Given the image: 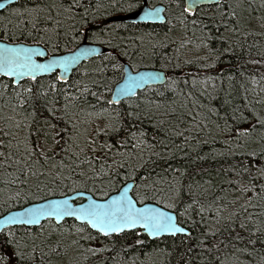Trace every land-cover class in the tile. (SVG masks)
I'll return each instance as SVG.
<instances>
[{
    "label": "snow or ice",
    "instance_id": "6c2138e0",
    "mask_svg": "<svg viewBox=\"0 0 264 264\" xmlns=\"http://www.w3.org/2000/svg\"><path fill=\"white\" fill-rule=\"evenodd\" d=\"M254 5L255 0H183V5L177 0L181 12L176 20L185 35L176 49L175 67L215 69L221 57L244 49L249 37L264 36V14L254 16ZM5 7L0 2V9ZM109 8L139 11L145 24L172 23L162 17L165 9L147 0H108L107 5L34 0L31 7L14 10L15 22L7 20L0 30L7 41L0 43V264H64L69 250L83 259L74 257L68 264H88L91 257L106 264L102 253L115 251L117 244L120 252H137L148 241L167 239L174 242L172 250L157 245L150 253L140 252L146 260L134 255L124 264H155L153 257L159 255L168 264L173 256L176 264H192L205 253L211 256L209 264H243L240 255L252 254L247 245H264V87L256 90L264 73L259 80L249 77L253 88L240 84L244 94L239 102L231 71L226 76L194 75L192 88L205 85L198 95L185 92L188 79L158 71L123 72V82L113 89L105 75L109 65L119 71L123 65L117 56L131 59L116 31L120 26L89 32L91 24L100 22L101 10ZM259 8L264 9V0ZM205 9L212 10L207 24L200 19ZM189 24L192 37L186 35ZM135 39L140 51L132 54L141 57L166 47L164 41H153L152 33ZM85 40L107 45L116 54L82 46ZM213 41L221 47H212ZM188 45L197 55L181 64L178 53ZM252 47L257 45H248ZM61 48L66 54H57ZM102 55L91 73L82 74L87 82L68 76L82 60ZM247 63L264 66V57ZM46 76L52 77L47 83ZM217 79L228 84L219 107L210 104L218 96L207 88L211 82L215 89ZM145 89L161 99H140L138 93ZM145 121L153 142L142 126ZM220 136L224 150L197 151ZM178 152L181 160L196 152L192 164L227 158L217 170L218 182L210 176L185 183L188 169L169 163ZM120 180L124 187L109 195ZM133 188L135 198L129 194ZM148 199L152 205L145 204ZM98 238L109 243L91 246Z\"/></svg>",
    "mask_w": 264,
    "mask_h": 264
},
{
    "label": "trees",
    "instance_id": "16d2710c",
    "mask_svg": "<svg viewBox=\"0 0 264 264\" xmlns=\"http://www.w3.org/2000/svg\"><path fill=\"white\" fill-rule=\"evenodd\" d=\"M34 0H20L15 4L9 5L6 9L0 12V21H3V23H0V30H2L3 25L7 23V20H12L15 22L16 18L11 15V13L14 10H22L24 7H31L33 5ZM85 2H89V0H85ZM90 2L95 5L97 2L103 3L105 5L108 4V0H90ZM181 5H183L182 0H180ZM260 0H255V12L254 16H260L264 14V9L259 8ZM103 13L101 16L98 17L99 23H93L91 24L89 28V32L96 31L99 28H113L117 25L120 27L116 29L117 33L120 37L124 38V46L129 51L131 55V59L125 56H117V60L121 65H124L125 63H129L133 69H140V68H156V69H162L168 73V75H179L182 79H188L189 85L185 87V92L192 91L194 95H198L199 90L203 89L205 85H202L200 83L197 84L196 88L191 87V80L194 75L199 73V76L202 78L206 73L208 75H218L222 74L226 76L229 71H231L235 76L236 80L233 82V95L237 97V102H239V98L244 94L243 90L240 88V84H245L248 88H253L254 86L251 84L249 77L252 75H255L257 79L259 80V77L262 73H264V66L260 64H251L247 63L249 60H260L262 57H264V36L256 35L248 38L247 44L245 45L244 49L236 48L235 51L231 54H226L223 57H221V63L217 65L215 69H197L195 66L192 65H183L182 68H176L175 65L178 63V61L175 60V55H177L176 49L179 46V42L182 36L185 35L183 27L177 22L176 17L181 12V8H177L176 6H173L171 9L169 8V15L168 20H171V24H137L134 25L132 23H125V22H108V19L110 17H113L114 15H119L121 13H128V11H120L119 9H107L105 11L104 9L101 10ZM212 10L211 9H205L201 12L200 19H202L206 24L209 23L208 17L211 15ZM6 18V19H5ZM255 24V21H253ZM175 25V27H173ZM127 26V27H125ZM211 27V25H209ZM9 28L12 27V25H8ZM169 28L172 30L169 31ZM256 31L259 32L261 29H259L258 25H256ZM146 33H152V39L153 41H164L166 47L164 48H157L156 49V55L151 56L149 54L144 55L143 57L139 55L132 54L133 52H139V47H134L139 45V41L136 40V37H139L141 35H144ZM11 34V33H9ZM188 37H192V25H188V32L186 34ZM196 35H199V32H196ZM107 37H101V39H106ZM147 37H145V44L147 45ZM194 39V38H193ZM0 40H4L3 36L0 35ZM5 41V40H4ZM198 42V41H196ZM255 44L257 47H252L250 50L248 49V45ZM108 49V52H106L103 55L108 54H116L115 51L110 48L107 45L99 44ZM70 48L75 49L77 46L75 44H70ZM150 47V46H149ZM212 47L218 48L221 47L220 43L218 41L212 42ZM65 53L63 48L60 49V51L57 54ZM202 54V53H200ZM103 55L100 57H96L92 59L90 62L83 64L79 69H77L73 75L71 76L72 80H79V79H85V82H87V78L83 77V73L87 70L91 73L92 69L95 67V65L99 64L100 61L103 59ZM180 60L179 63L183 64V61L186 59H194L195 50L193 48V45H188L187 48L180 49V52L178 53ZM168 58H173V62L171 65L166 63V60ZM188 72L190 75L185 76L184 73ZM244 72V76H240L239 73ZM122 73H123V67L119 71H113L111 68V65H109L107 71L105 72L106 77L109 81L112 82V87L114 89L115 85L122 80ZM53 75H56L53 74ZM51 76L44 77V82L47 83L49 79H51ZM216 87L213 89L211 87V82L207 85L208 92L212 93L213 95H217L218 98L215 100H211L210 104L213 106L219 107L222 103L223 97H224V90L227 89L228 84L227 81H225L224 85H221L220 80H216ZM181 87H184L183 84H181ZM259 87H264V81H259V85L256 88V90H259ZM95 90V89H93ZM161 91H163V88H160ZM108 94L106 93V96ZM166 95L171 99V94L166 93ZM262 96H264V93H261ZM138 96L140 99H143L145 96L151 97L154 100H160L161 98L154 95L153 92L150 90H143L140 93H138ZM252 98L251 96L249 97ZM182 99V98H181ZM136 102V98H133V103ZM223 109H221V114H223ZM144 128L148 130L149 136L148 139L150 142L152 141V128L147 123V121L144 122L142 125ZM223 140V137L220 136L217 138L216 142L209 141L208 144H204L202 147H197V151H199L202 155L208 154L215 151H222L224 150V145L221 143ZM177 143H181L180 139H177ZM159 150V149H157ZM188 149L185 148V152H187ZM183 153H177L176 158L169 160V163L173 167H181L188 169L189 175L185 177V183H187L189 180H197V181H203L206 179L211 178L214 179V182H218L219 177L216 176L217 170L220 168L222 164L225 163V159H211L197 162L196 164H192L191 161L195 158L196 152H191L188 156H186L183 160H181V156ZM135 163V161H134ZM159 163H163L162 161H159ZM205 169L206 171H200V169ZM159 171V169H157ZM141 174L143 172L141 171ZM123 176V173H121V177ZM129 182V181H128ZM137 183H139V179L137 178ZM124 185V182L120 180V182H117L115 184L116 191H110L109 195L118 192L121 187ZM71 194V193H69ZM136 190H133V196L135 198ZM210 195V194H209ZM95 198H99V194H96L94 196ZM81 200L77 201L80 202ZM145 203H152L150 199L146 200ZM0 211H3V209H0ZM68 223H71V220L68 221ZM239 231V229H237ZM243 235H246V233H242ZM195 235V233H194ZM223 238V237H221ZM131 242V239L128 241ZM87 243V242H85ZM91 243V246L93 247H102L103 244L109 243L108 241H105L103 238H98L97 240H94ZM180 241L177 239L175 241V244L178 245ZM160 249H168L172 250L174 247V242L172 239L167 240H161L159 242L157 241H148L147 247H145L142 250H139L137 252H133L132 250H129L127 253L120 252V245L117 244L116 250L112 252H103L102 253V259L106 261V264H124L125 261H131L134 255L139 256V260H146L145 255H141L140 252L143 253H150L155 249L156 247ZM241 247L245 245H240ZM248 250L252 253L250 256L248 255H240V260L243 261V264H264V245H261L259 242L253 247L252 245H247ZM10 250V249H9ZM199 251V250H197ZM119 253V255L117 254ZM215 253L212 254L214 256ZM75 257V254L72 250H69L67 256L63 257L64 264H68L70 260H72ZM79 259H83L82 257H75ZM55 259V258H54ZM211 259V256L209 254L205 253L202 257H197L193 259L192 264H209V261ZM231 259L234 261L235 257H231ZM153 260L155 261V264H168V258L164 255L154 256ZM100 264V260L97 257H91L88 264ZM171 264H176V257L173 256L171 259Z\"/></svg>",
    "mask_w": 264,
    "mask_h": 264
},
{
    "label": "water",
    "instance_id": "95a60500",
    "mask_svg": "<svg viewBox=\"0 0 264 264\" xmlns=\"http://www.w3.org/2000/svg\"><path fill=\"white\" fill-rule=\"evenodd\" d=\"M18 1H20V0H12V2L11 3H8V0H0V2H2V3H5L6 4V7L4 8V9H6L9 5H12V4H15V3H17ZM147 2H148V0H147ZM157 7H160V8H162V9H165L164 8V6H162V5H159V6H157ZM4 9H0V12L1 11H3ZM141 15H142V13H140L139 11H135V12H133V13H127V14H119V15H114L113 17H110L109 19H108V22H125V23H133V24H136V23H143L142 21H141ZM162 17L164 18V19H166V17H165V14H164V12H162ZM167 20V19H166ZM154 24H161V23H154ZM165 24V23H164ZM161 25H163V24H161ZM4 42H7V41H4V40H0V43H4ZM82 46H95V47H97V48H99V50L101 51V53H103V54H105L106 52H108V49L106 48V47H104V46H102V45H99V44H97V45H90L89 44V42L87 41V40H85V41H83L82 42ZM76 49V48H75ZM75 49H73V50H75ZM64 54H66V53H61V54H58V55H64ZM94 58H96V57H90V58H88V59H86V60H82L80 63H79V65L78 66H74V68L72 69V70H70L69 71V73H68V76L71 78V76L73 75V73L77 70V69H79L83 64H85V63H88V62H90L92 59H94ZM126 71H128V72H132V73H136V72H153V71H158V72H161L162 74H168L166 71H164V70H162V69H156V68H148V67H145V68H140V69H133L132 68V66L129 64V63H125L124 65H123V72H126ZM55 74V73H54ZM56 74H59V69L57 70V72H56ZM53 75V74H52ZM123 82V78H122V80L121 81H119L118 83H122ZM115 87H116V85H115ZM115 87H114V89H115ZM143 91V90H142ZM129 184H131L132 183V181H130V182H128ZM124 187V185L121 187V189ZM133 190H134V188L130 191V195H132L133 196ZM118 194V192H116V193H113V194H111V195H117ZM69 195H71V194H69ZM134 197V196H133ZM95 198V197H94ZM86 202V200H81L80 202H77L76 201V203H85ZM145 204H147V205H152V203H145ZM0 218H2V217H0Z\"/></svg>",
    "mask_w": 264,
    "mask_h": 264
},
{
    "label": "flooded vegetation",
    "instance_id": "af4514ba",
    "mask_svg": "<svg viewBox=\"0 0 264 264\" xmlns=\"http://www.w3.org/2000/svg\"><path fill=\"white\" fill-rule=\"evenodd\" d=\"M182 2H183V0H182ZM147 3L149 5H156V6L162 5V6H164V8H165L164 14H165L166 19L168 20L169 8L171 9L173 6H175L177 3V0H148ZM132 12H135V11H132ZM132 12H128V13H132ZM121 14H127V13H121ZM137 24L143 25L145 23H137ZM137 24H134V25H137ZM147 24H153V23H147ZM158 25H161V24H158Z\"/></svg>",
    "mask_w": 264,
    "mask_h": 264
},
{
    "label": "bare ground",
    "instance_id": "6f19581e",
    "mask_svg": "<svg viewBox=\"0 0 264 264\" xmlns=\"http://www.w3.org/2000/svg\"><path fill=\"white\" fill-rule=\"evenodd\" d=\"M133 13V12H132ZM113 23H115V22H113ZM118 23V22H117ZM137 24V23H136ZM130 182V181H129Z\"/></svg>",
    "mask_w": 264,
    "mask_h": 264
}]
</instances>
